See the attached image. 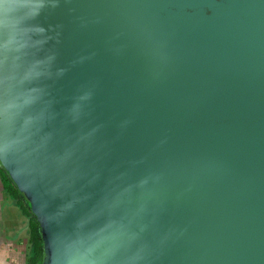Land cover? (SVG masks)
<instances>
[{
	"label": "water",
	"instance_id": "water-1",
	"mask_svg": "<svg viewBox=\"0 0 264 264\" xmlns=\"http://www.w3.org/2000/svg\"><path fill=\"white\" fill-rule=\"evenodd\" d=\"M0 168L39 264H264V0H0Z\"/></svg>",
	"mask_w": 264,
	"mask_h": 264
},
{
	"label": "crops",
	"instance_id": "crops-1",
	"mask_svg": "<svg viewBox=\"0 0 264 264\" xmlns=\"http://www.w3.org/2000/svg\"><path fill=\"white\" fill-rule=\"evenodd\" d=\"M31 256L27 218L5 191L0 175V264H28Z\"/></svg>",
	"mask_w": 264,
	"mask_h": 264
},
{
	"label": "trees",
	"instance_id": "trees-1",
	"mask_svg": "<svg viewBox=\"0 0 264 264\" xmlns=\"http://www.w3.org/2000/svg\"><path fill=\"white\" fill-rule=\"evenodd\" d=\"M0 175L5 191L15 199L16 203L20 207L22 213L27 218L28 232H29V243L32 246V256L28 259V264H39L41 258V238L39 234V227L35 217L30 212L28 205L23 201V199L18 194L17 190L13 186L12 182L5 175V173L0 168Z\"/></svg>",
	"mask_w": 264,
	"mask_h": 264
}]
</instances>
